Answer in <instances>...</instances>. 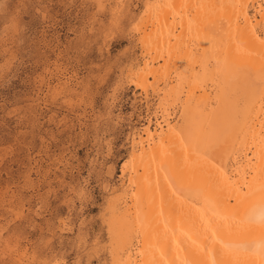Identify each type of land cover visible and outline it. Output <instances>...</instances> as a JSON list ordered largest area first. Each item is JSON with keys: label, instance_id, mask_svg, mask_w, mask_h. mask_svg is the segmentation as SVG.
Instances as JSON below:
<instances>
[{"label": "rangeland", "instance_id": "1", "mask_svg": "<svg viewBox=\"0 0 264 264\" xmlns=\"http://www.w3.org/2000/svg\"><path fill=\"white\" fill-rule=\"evenodd\" d=\"M148 2L0 0V264H112L109 199L161 114L128 77Z\"/></svg>", "mask_w": 264, "mask_h": 264}, {"label": "bare ground", "instance_id": "2", "mask_svg": "<svg viewBox=\"0 0 264 264\" xmlns=\"http://www.w3.org/2000/svg\"><path fill=\"white\" fill-rule=\"evenodd\" d=\"M145 9L128 77L159 88L161 114L109 199L112 264H264V0Z\"/></svg>", "mask_w": 264, "mask_h": 264}]
</instances>
